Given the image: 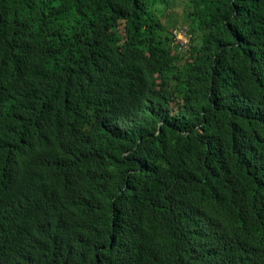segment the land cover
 <instances>
[{
    "label": "trees",
    "instance_id": "16d2710c",
    "mask_svg": "<svg viewBox=\"0 0 264 264\" xmlns=\"http://www.w3.org/2000/svg\"><path fill=\"white\" fill-rule=\"evenodd\" d=\"M0 0V264H264V0Z\"/></svg>",
    "mask_w": 264,
    "mask_h": 264
},
{
    "label": "rangeland",
    "instance_id": "374dc122",
    "mask_svg": "<svg viewBox=\"0 0 264 264\" xmlns=\"http://www.w3.org/2000/svg\"><path fill=\"white\" fill-rule=\"evenodd\" d=\"M187 8L185 6L184 0H175L169 7V9L166 12L165 16V23L166 27L169 29L172 28V26H177L178 29H185L188 31V25L184 22L185 18V12ZM175 31V30H174ZM173 31V33H174ZM175 40V38H174ZM176 43H173V47H176Z\"/></svg>",
    "mask_w": 264,
    "mask_h": 264
},
{
    "label": "built area",
    "instance_id": "2783aa9c",
    "mask_svg": "<svg viewBox=\"0 0 264 264\" xmlns=\"http://www.w3.org/2000/svg\"><path fill=\"white\" fill-rule=\"evenodd\" d=\"M175 43L179 45L181 51H187L191 41V34L185 29H176L174 31Z\"/></svg>",
    "mask_w": 264,
    "mask_h": 264
}]
</instances>
